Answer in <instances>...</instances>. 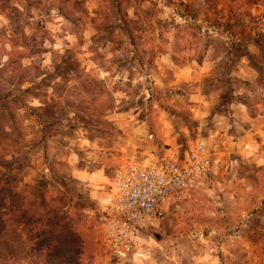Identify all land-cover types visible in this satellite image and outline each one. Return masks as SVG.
Returning a JSON list of instances; mask_svg holds the SVG:
<instances>
[{
	"label": "rangeland",
	"instance_id": "obj_1",
	"mask_svg": "<svg viewBox=\"0 0 264 264\" xmlns=\"http://www.w3.org/2000/svg\"><path fill=\"white\" fill-rule=\"evenodd\" d=\"M1 96V212L20 203L16 192L34 194L23 211H36L29 229L43 250L0 264H141L105 249L101 199L149 149L183 152L200 139L224 168L239 164L229 142L264 123V0H0ZM253 157L242 163L252 183ZM97 165L110 179L101 186L75 175ZM260 175L250 211L264 194V168ZM211 179L146 227L152 246L196 240L198 223L205 239L216 236ZM250 226V236H264L259 218ZM9 229L24 237L21 223Z\"/></svg>",
	"mask_w": 264,
	"mask_h": 264
},
{
	"label": "built area",
	"instance_id": "obj_2",
	"mask_svg": "<svg viewBox=\"0 0 264 264\" xmlns=\"http://www.w3.org/2000/svg\"><path fill=\"white\" fill-rule=\"evenodd\" d=\"M220 162L200 139L183 152L149 149L145 158L127 161L101 199L105 249L121 262L148 258L152 243L146 227L189 200Z\"/></svg>",
	"mask_w": 264,
	"mask_h": 264
},
{
	"label": "crops",
	"instance_id": "obj_3",
	"mask_svg": "<svg viewBox=\"0 0 264 264\" xmlns=\"http://www.w3.org/2000/svg\"><path fill=\"white\" fill-rule=\"evenodd\" d=\"M238 113L240 115L237 116L240 119L246 118L242 110H238ZM259 124L254 129L248 127L244 129L247 135L243 137H240V131L237 130L236 142H229L231 150H233L232 144L237 143L235 150L240 156L237 159L238 165L232 162L230 168H224V165L221 166L222 163H220L213 169L208 190L212 196L211 200L218 205L213 212L211 211L210 219L215 220H210L212 225L208 229H211L210 233L216 236L205 239V236L201 234L202 229H205L204 224L198 223L195 229H197V236L201 235L200 238L194 240L189 236L185 238L172 236L168 239V247L158 242L154 245L155 247L152 246L150 256L141 264H264V236H250L254 233L250 226L252 216H256L260 223L264 224V194H261L259 200L256 199L252 204L255 211L247 209V203L252 202L249 193L262 187L260 174L264 168V123ZM249 135L258 136L260 143L255 145L253 140L248 139V144H245V138ZM256 146L262 148V151L256 152ZM132 150L133 148L130 149ZM252 155L255 156L253 160L256 167L253 171L256 180L253 183L249 182L245 176L249 174V171L242 165L248 162L247 158ZM220 157L228 159V157ZM220 161L223 160L220 159ZM104 169V166L100 165L94 169L80 168L75 171V175L93 187L101 186L105 178L110 181Z\"/></svg>",
	"mask_w": 264,
	"mask_h": 264
},
{
	"label": "trees",
	"instance_id": "obj_4",
	"mask_svg": "<svg viewBox=\"0 0 264 264\" xmlns=\"http://www.w3.org/2000/svg\"><path fill=\"white\" fill-rule=\"evenodd\" d=\"M8 63L9 62H7V64ZM5 65L6 63L1 64V66ZM0 98H2V96ZM3 155L0 154V158H3ZM15 194V196L19 195L22 199L19 204H10V206L7 207V210L9 211L5 213L1 212V209H6V205L0 202V259L19 260L27 259L28 257H31L30 259H32V254L34 252H36L37 258L40 251L43 250V247L37 248L36 246V228L29 229L33 223L36 224V211L33 210L32 213L29 211L30 209H25L26 211H23L27 196L33 199L31 200L30 205H34L33 202H36V196L32 193L26 194V192L22 194L16 192ZM19 196L18 198H20ZM0 200L2 201V198ZM13 214H17L15 221L12 219H6V217H11ZM15 222L22 224V230L24 231V237L22 239L20 235L15 233V229H9V231H7V228ZM5 235L8 236L4 237ZM38 235L37 238L41 239L48 236V234L44 232H41ZM45 250L49 252L51 249L46 247ZM45 264L47 263L45 262Z\"/></svg>",
	"mask_w": 264,
	"mask_h": 264
}]
</instances>
